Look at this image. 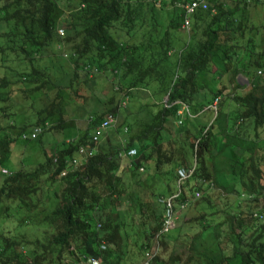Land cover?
<instances>
[{"label":"trees","instance_id":"1","mask_svg":"<svg viewBox=\"0 0 264 264\" xmlns=\"http://www.w3.org/2000/svg\"><path fill=\"white\" fill-rule=\"evenodd\" d=\"M156 1L0 0V161L28 130L64 133L35 167L1 168L0 264H141L148 251L149 264H264V40L246 13L259 0H207L188 31L176 3L189 0ZM102 73L105 101L89 88ZM69 110L88 120L81 135ZM109 115L114 137L91 141ZM193 166L174 205L199 191L198 214L161 234Z\"/></svg>","mask_w":264,"mask_h":264},{"label":"rangeland","instance_id":"2","mask_svg":"<svg viewBox=\"0 0 264 264\" xmlns=\"http://www.w3.org/2000/svg\"><path fill=\"white\" fill-rule=\"evenodd\" d=\"M260 4L261 6L258 5L257 9L254 10L253 12L254 20H255L253 24L255 25L257 24L264 25V2L262 1ZM257 30L254 29L252 32V35L255 38V40H258V38L264 40L263 27L257 26ZM0 41H1V38H0ZM59 76L61 77L60 73H59ZM229 77H230L229 75H225L222 80V84L227 85V89H228L225 92V94L229 93L233 87L232 83L229 80ZM236 78H237V81L241 84L245 85L247 82L246 80L242 78L241 74H238ZM89 88L96 96L101 98L103 101H105L110 96L109 92L111 90V84L108 81L107 76L103 73L94 77L92 80H90ZM68 114H69L70 119L76 118L75 121L69 123V126L71 127L74 126L76 128L72 130L71 132L72 136L75 137V136L81 135V133L88 126V120L83 117H80L79 115H75L76 113H74V111H71V110L68 111ZM28 132H30V130H28ZM106 132L110 133V137L112 138L114 137L113 135H111V133H113L111 131V128H109ZM106 136L107 134L105 133L104 138ZM63 137H64V133L62 134L58 132L57 134H53L50 131H48L42 134L40 137L33 139V140H29V141L27 140L25 141L20 138H17L13 142L9 150V153H6L7 158L4 160V162L0 161V171L3 166L10 171L18 170L19 168L31 169L35 167L37 164L41 163L44 160L45 151L50 153L52 151L54 143L61 142L63 140ZM164 137H166V135H164ZM54 139H55V142H54ZM3 178L4 176H2L0 172V180H2ZM209 191H212V190L209 189ZM226 199H232V198L231 197L224 198L222 196H218V198H215L212 203H214L215 205H218L219 208H222L226 202ZM263 204H264V200H261L259 208H261ZM194 205L179 214V217L177 220V226L183 228L187 220L195 217L198 214V209L196 210V207H194ZM3 219L5 220V217H3ZM13 221L14 219L11 217L9 219V222H13ZM27 231H30V230H27ZM30 236L32 237L33 235L30 233ZM166 256L167 255L165 254V258Z\"/></svg>","mask_w":264,"mask_h":264},{"label":"built area","instance_id":"3","mask_svg":"<svg viewBox=\"0 0 264 264\" xmlns=\"http://www.w3.org/2000/svg\"><path fill=\"white\" fill-rule=\"evenodd\" d=\"M160 3H161V0L156 1L157 6H159ZM176 7L182 9V11L184 12L183 23H182L181 27H182V29L188 31L190 28V25H191L190 17L197 10H207L208 9V1L207 0H189L186 2H177ZM59 32H60V34H63L62 30H60ZM218 100H219V98L217 97L213 101V103L209 105L213 110L216 109V104H217ZM122 104L125 105V102H122ZM184 112H187L189 114L188 107L185 104H182V108L179 110L178 114H182ZM114 123H115L114 116L109 115L106 118H104L101 121V123L99 124V126L97 127L96 132H95L94 136L92 137L91 141H97L99 139V137L104 136L105 135L104 132H106L110 127H112ZM42 131H43L42 128L36 127L32 131H30V133L24 134L22 137L24 139H35L38 137V135ZM125 131H126V128H125ZM89 149H90L89 145L81 146L79 148V151H78V155H80L81 158L73 159L72 163L74 165H80L81 162L83 161V158L90 154ZM120 155L126 156L128 158H134L137 155V150L132 147L129 150L121 153ZM139 170L144 171V168L140 167ZM193 170H194V166L187 171H185L183 169L178 171V175H179L178 181H177L178 182V191L176 193H174L173 195H171L170 197L164 199V203H165L166 208H165V212L163 214L162 227L160 229L161 234H166L170 230L174 229L176 224H177L179 211H182V210L188 208L195 200L200 198L201 194L199 191H197V192H195L194 197L187 198L185 201H183L182 203L179 204L178 210L175 209L174 203H175V198L179 195V192H180V187H179L180 183L183 182L186 178H188L192 174ZM2 172L4 174L10 173L6 169H3ZM63 175H65V172H62L60 176H63ZM98 226H99V224H98ZM152 256H153L152 252H150V251L146 252L145 259L141 264H149ZM81 264H101V262L97 257L89 256Z\"/></svg>","mask_w":264,"mask_h":264},{"label":"crops","instance_id":"4","mask_svg":"<svg viewBox=\"0 0 264 264\" xmlns=\"http://www.w3.org/2000/svg\"><path fill=\"white\" fill-rule=\"evenodd\" d=\"M264 2V0H259V2H258V4H254V5H252V6H250V7H248V9H246V13H248V15H249V17H250V24H252V25H254V26H259V27H264V25L262 24H257V25H255V24H253L254 23V15H253V12H254V10H256L257 9V6L259 5V6H261V2ZM238 12H240V11H238ZM242 76V78L244 79V80H246L247 81V79H246V77L245 76H243V75H241ZM54 142H55V139H54ZM54 145H55V143H54ZM54 145H53V147H54ZM52 149H54V148H52ZM78 158H80V156L78 157ZM82 163V162H81Z\"/></svg>","mask_w":264,"mask_h":264}]
</instances>
